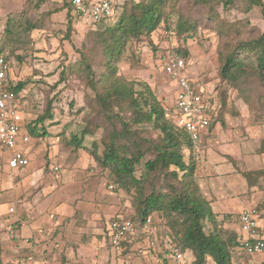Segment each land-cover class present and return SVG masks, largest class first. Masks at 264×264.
<instances>
[{
	"label": "trees",
	"instance_id": "1",
	"mask_svg": "<svg viewBox=\"0 0 264 264\" xmlns=\"http://www.w3.org/2000/svg\"><path fill=\"white\" fill-rule=\"evenodd\" d=\"M63 1L61 9L68 10V37L75 15L70 0ZM210 1L199 0L201 3ZM213 1L229 6L235 0ZM244 1L248 8L252 5L264 8L263 0ZM49 2L52 3V0H35L34 6L38 8ZM167 3L168 0H126L120 6L114 4L115 12L118 11L114 22L104 29H90L87 36L89 46L79 50L77 60L62 66L55 86L69 71L80 75L85 86L93 91L92 113L81 136L73 137V144L84 147V136L93 133L89 126L103 129L101 152H98L96 142L84 148L99 170H107L117 189L131 194L134 212L127 217L141 222L152 216L155 222L162 225V231L156 235L160 244L158 247L167 249L175 245L183 256L191 253L194 257L191 264H245L239 260L233 262L234 251L243 252L237 247L238 233L224 226L223 220L217 219L199 189L197 181L205 175V170L179 123L175 98L167 107L147 82L128 80L118 74L117 63L128 43L151 36L164 24L168 28L170 12L167 11ZM58 10L56 5L53 12ZM211 17H215L214 13ZM18 24L29 30L37 27L27 20L18 21ZM196 28L194 21L180 16L173 31L188 37ZM219 30L225 33L227 29ZM252 31L233 43L225 42L218 52L220 93L219 97L213 95L216 115L208 129L224 114L227 90L236 91L255 114L250 116L252 124H264V30ZM235 32L240 34L237 28ZM175 49L186 61L188 52ZM0 55L9 63L7 55L1 51ZM28 83V79L13 82L8 76L7 89L20 101V93ZM176 88L174 83V95ZM52 118V99H49L42 113L27 123L29 135L41 136L38 125ZM41 129H44L43 126ZM208 133L209 130L203 134L202 144ZM46 134L42 130V135ZM137 170L139 175H136ZM2 253L0 241V264Z\"/></svg>",
	"mask_w": 264,
	"mask_h": 264
},
{
	"label": "rangeland",
	"instance_id": "2",
	"mask_svg": "<svg viewBox=\"0 0 264 264\" xmlns=\"http://www.w3.org/2000/svg\"><path fill=\"white\" fill-rule=\"evenodd\" d=\"M110 1L117 7L126 0ZM64 2L52 0V3H45L37 8L34 6L35 0H0V51L8 57L9 78L13 82L29 80L25 87L26 93L21 99L24 103L25 122H30L40 115L46 101L52 99V120H46L44 124L38 125V132L42 137L38 145L46 149L44 150L46 166L49 163L48 150L55 149L56 157L61 163L59 169L66 173L77 171L91 178H100L107 191L118 197L120 206L117 212L128 216L134 212L131 194L117 189L108 177L107 170H99L84 148L91 147L92 143L96 142L99 145L98 152H101L100 139L103 129L88 125L93 133L84 136L82 142L84 147H76L73 144V137L81 136V131L92 113L93 91L85 86L80 75L69 71L55 86L62 66L77 60L79 50L85 45L89 46L87 36L90 29H104L112 24L118 11L113 17L95 24L84 17H75L67 37L68 10L61 9ZM56 5L60 10L53 12ZM167 11L170 12L168 28L164 27V24L151 36L127 44L117 63L118 74L128 80L147 82L163 105L168 107L173 101L174 83L161 69L159 55L177 52L175 48H180L188 52L185 75L194 79L212 95L219 97V50L223 49L225 42L233 43L237 38L247 36L251 30H254L253 33L256 29L264 30V8L259 5L248 8L244 0H235L229 6H223L213 0L209 3H201L199 0H168ZM212 13L215 15L214 18L211 17ZM180 16L196 23L197 28L192 36H180L173 31ZM24 20L36 24L37 27L29 30L18 24V21ZM221 28L227 29L225 33L220 32ZM236 28L240 30V34L235 32ZM227 96V104L233 97L242 101L234 90H227ZM242 103L244 104L243 101ZM18 105L20 107V104ZM244 107L249 121H252L250 116L255 114L245 104ZM42 126L44 129H41ZM42 130L47 132L45 136L42 135ZM204 154L205 148H202L200 159ZM6 173L0 147V177H4ZM136 175H139V170L136 171ZM0 202V209L4 208L7 211L4 191H0ZM257 209L260 211L258 206ZM152 238L157 244L153 249L159 250L157 236L152 235ZM193 258L189 253L179 262L170 260L168 264H191ZM236 260L245 264H264V251L252 254L234 251L233 262ZM208 262L210 263V260Z\"/></svg>",
	"mask_w": 264,
	"mask_h": 264
},
{
	"label": "crops",
	"instance_id": "3",
	"mask_svg": "<svg viewBox=\"0 0 264 264\" xmlns=\"http://www.w3.org/2000/svg\"><path fill=\"white\" fill-rule=\"evenodd\" d=\"M227 106L204 139L205 175L197 182L217 219L238 235L245 233L234 217L258 206L256 236L264 240V124L249 121L241 100L233 97ZM40 140L30 136L22 145L30 161L25 167L9 168V153L2 149L7 172L0 177L7 204V211L0 209L2 264H168L153 249L157 244L151 235L111 246L109 223L121 214L118 197L100 178L59 169L55 149L48 150L46 166Z\"/></svg>",
	"mask_w": 264,
	"mask_h": 264
},
{
	"label": "built area",
	"instance_id": "4",
	"mask_svg": "<svg viewBox=\"0 0 264 264\" xmlns=\"http://www.w3.org/2000/svg\"><path fill=\"white\" fill-rule=\"evenodd\" d=\"M75 17H84L92 23L102 22L115 14L114 4L110 0H70ZM161 69L176 84L175 108L190 147L200 160L202 136L207 132L211 119L216 115V104L209 93L194 79L185 75V58L172 51L159 55ZM9 63L0 55V147L9 153L7 166L11 169L27 166L30 161L22 145L29 143L30 136L25 131L24 118L18 101L7 89ZM56 169V168H55ZM9 211H13L10 207ZM258 209L245 207L237 215L240 229L245 235H238L237 247L243 252L261 253L264 240L257 238ZM162 231V225L152 216L138 222L122 214L116 215L109 223L110 244L120 247L124 243L136 241L142 236H156ZM157 255L165 261L179 262L183 259L180 249L171 245L167 249L157 250Z\"/></svg>",
	"mask_w": 264,
	"mask_h": 264
}]
</instances>
